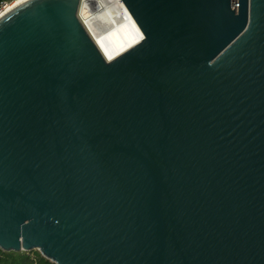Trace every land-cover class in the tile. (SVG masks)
<instances>
[{
	"label": "water",
	"instance_id": "95a60500",
	"mask_svg": "<svg viewBox=\"0 0 264 264\" xmlns=\"http://www.w3.org/2000/svg\"><path fill=\"white\" fill-rule=\"evenodd\" d=\"M79 0L0 19V250L53 264H264V0Z\"/></svg>",
	"mask_w": 264,
	"mask_h": 264
},
{
	"label": "bare ground",
	"instance_id": "6f19581e",
	"mask_svg": "<svg viewBox=\"0 0 264 264\" xmlns=\"http://www.w3.org/2000/svg\"><path fill=\"white\" fill-rule=\"evenodd\" d=\"M26 1L28 0L12 1L6 9L0 13V19ZM116 7L115 11L117 12L118 10L116 17L120 19V23L117 25L115 24V27H111V29H108L105 33L97 34L92 27H89V25L87 26L94 44L105 61L113 60L141 39L118 3H116Z\"/></svg>",
	"mask_w": 264,
	"mask_h": 264
},
{
	"label": "built area",
	"instance_id": "2783aa9c",
	"mask_svg": "<svg viewBox=\"0 0 264 264\" xmlns=\"http://www.w3.org/2000/svg\"><path fill=\"white\" fill-rule=\"evenodd\" d=\"M12 1L14 0H0V13H2ZM116 3V0L78 1L76 16L90 38L91 34L88 31V25L99 34L105 33L108 29H111V27H115V24L117 25L120 23V19L116 17L118 13V10L117 12L115 11Z\"/></svg>",
	"mask_w": 264,
	"mask_h": 264
},
{
	"label": "trees",
	"instance_id": "16d2710c",
	"mask_svg": "<svg viewBox=\"0 0 264 264\" xmlns=\"http://www.w3.org/2000/svg\"><path fill=\"white\" fill-rule=\"evenodd\" d=\"M0 264H53L40 256L37 251L13 252L0 250Z\"/></svg>",
	"mask_w": 264,
	"mask_h": 264
},
{
	"label": "rangeland",
	"instance_id": "374dc122",
	"mask_svg": "<svg viewBox=\"0 0 264 264\" xmlns=\"http://www.w3.org/2000/svg\"><path fill=\"white\" fill-rule=\"evenodd\" d=\"M15 1V0H14Z\"/></svg>",
	"mask_w": 264,
	"mask_h": 264
}]
</instances>
